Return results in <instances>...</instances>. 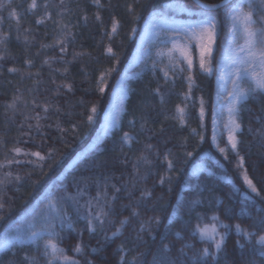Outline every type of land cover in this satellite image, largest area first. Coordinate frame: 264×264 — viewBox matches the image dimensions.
Listing matches in <instances>:
<instances>
[{
    "label": "trees",
    "instance_id": "trees-1",
    "mask_svg": "<svg viewBox=\"0 0 264 264\" xmlns=\"http://www.w3.org/2000/svg\"><path fill=\"white\" fill-rule=\"evenodd\" d=\"M167 1L36 0L37 6L30 8L32 0H0V164L5 165L0 167V239L5 229L35 217L34 230L51 222L61 235L60 247L80 264H264V245L258 243L264 235V93L250 94L240 107L237 149L219 153L210 142L212 76L197 67L166 81L162 69L154 67L158 39L148 44L147 55L135 67L139 74L127 82L120 126L59 177L94 135L132 52L134 27ZM175 1L201 8L193 0ZM228 5L211 12L221 46L229 31ZM114 21L119 22L115 33ZM109 47L115 56L107 53ZM214 55L216 59L219 51ZM177 106L185 109L183 123ZM125 133L132 136L130 143ZM16 160L20 163H7ZM200 160L210 172L194 176L191 167ZM245 172L259 195H242ZM98 193L109 215L103 228L89 233L85 205L90 200L95 205ZM50 201L57 202L56 211L48 207ZM214 216L229 226L218 227L225 241L216 252L211 241L194 233L197 224L210 223ZM125 217L128 223L113 236ZM236 225L251 236L238 233ZM78 243L83 244L81 253L73 251ZM43 244L9 247L0 253V264L33 259L46 264ZM204 248L210 255L193 261Z\"/></svg>",
    "mask_w": 264,
    "mask_h": 264
},
{
    "label": "snow or ice",
    "instance_id": "snow-or-ice-1",
    "mask_svg": "<svg viewBox=\"0 0 264 264\" xmlns=\"http://www.w3.org/2000/svg\"><path fill=\"white\" fill-rule=\"evenodd\" d=\"M99 3V0H95ZM227 4V0H221L220 4H204L203 11L200 12L199 18L193 20L186 24H177L174 21H169L163 17L159 20H153L150 22L152 29L164 32L166 39L163 43L166 46V50H162L158 53V56L165 58L167 64L165 68L162 69L163 76L167 81L169 73L171 72L173 76L177 74H183L184 72L192 73L193 69L199 68L201 72L212 75L214 70H219L223 73L219 77L220 81H231L232 90L228 93L231 97L227 109H228V122L224 127L228 131V144L231 146L233 151L236 150L238 145V139L236 133L240 130L241 125L237 120L238 112L240 111L239 105L242 100L248 97L252 93L261 92L264 93V15L260 16L258 19L254 18V13L249 10L245 11L242 4H233L231 9L227 12V21L229 22V35L221 46L219 41V31L217 28V18L210 13L214 9H218L221 6ZM36 0H32L30 8H35ZM254 5L249 4L251 9ZM167 7H176L175 4H169ZM180 7H183L182 5ZM261 7H264V0H261ZM99 19V17H97ZM40 21H38L39 23ZM119 22L114 21L112 25V32L117 31ZM259 25V27L257 26ZM172 33V35H168ZM242 41V42H239ZM171 45V47H167ZM219 51L220 60L215 63V53ZM107 53L110 56H115L116 53L111 47L107 49ZM163 62V61H162ZM155 67V65H154ZM15 69H10L14 71ZM105 76H101L100 83L104 84ZM188 82L189 91L193 86L194 80L193 76L189 74L186 77ZM249 82L247 89L241 86V82ZM104 87H99V91L103 92ZM219 95V94H218ZM187 94L185 99H187ZM96 107L91 108V112L95 114ZM177 118L183 123L185 118V109L183 107L177 106L176 108ZM223 113L221 112L220 115ZM118 116V113H117ZM117 116H113L110 119H106V128L113 127L117 122ZM205 116V109L203 106V100H201L200 108V118L203 120ZM88 122L93 120V115L88 116ZM217 113L213 110V130L215 133L216 128ZM130 139L127 133H125V140ZM216 136L213 135V141L215 142ZM14 151L17 154L21 153V149L16 148ZM221 152H226L225 148L220 149ZM28 155V153H25ZM32 156L44 160L45 157L41 156L39 152L31 153ZM191 156L192 153H187ZM8 165L12 163H20V161H8ZM4 164H0V167H4ZM168 166L171 168L173 166L172 161H168ZM240 167H243V159L241 158ZM194 175L196 172L194 171ZM6 176H11V173H6ZM19 180V176L16 177ZM243 182L251 189L252 192L258 191L256 186L253 184L252 180L249 179L247 173L243 175ZM3 181L0 180V184ZM119 191V189H117ZM82 193L78 190L77 196ZM105 192L104 196L106 197ZM68 200L78 203L77 197L68 195L66 197ZM96 204L93 205L92 201H88L85 205L89 211L83 217L87 221V230L89 233H93L96 227L103 228L106 222V217L109 215L108 212L104 211L103 206L100 204L102 199L101 195L98 193L97 197L94 198ZM115 199V197H113ZM106 202V201H105ZM4 205L0 203V208ZM48 207L53 211L57 210V202L50 201ZM97 209L93 211L92 209ZM136 215L135 211L132 213ZM3 219V217H0ZM55 219V217H53ZM65 220L63 217L60 219V226L63 228L65 226ZM128 223V218L120 220V226L112 233L113 236H117L121 233L123 227ZM219 224L218 217H212L211 224H204L201 226L197 224L194 233L198 232L202 240L211 241L217 251L222 249L224 245L225 236L218 231L217 225ZM70 226V225H69ZM220 227L228 229V225L220 224ZM35 229V217L31 221L25 224L16 226L15 229L9 230L5 229L4 236L2 238V243L5 247H12L18 243H32L38 244L39 241L43 240V257L45 258L46 264H80V261L70 257L66 254L64 248L60 247L58 240L61 239L60 233L55 231V226L48 222L39 231ZM143 225H141V230ZM236 231L238 233H243L245 236H251V233L245 232L240 225H236ZM258 243L264 245V235L259 237ZM123 246H121L122 248ZM167 247V246H165ZM264 250V249H262ZM73 251L75 253H81L83 251V244L78 243ZM210 255L209 249L204 248L199 256L194 255L192 257L193 261L198 258L206 257ZM29 264H37L35 259L29 262ZM88 264H91L89 261Z\"/></svg>",
    "mask_w": 264,
    "mask_h": 264
},
{
    "label": "rangeland",
    "instance_id": "rangeland-1",
    "mask_svg": "<svg viewBox=\"0 0 264 264\" xmlns=\"http://www.w3.org/2000/svg\"><path fill=\"white\" fill-rule=\"evenodd\" d=\"M169 4H175L176 7H167V5ZM233 4H242L246 12L251 10L254 13V18L258 19L260 16L264 15V7H261V0H233L228 5L229 7L227 9V12L231 9V6ZM249 4H252L254 6L250 9ZM180 6L181 4L175 0L164 2L162 9H154L150 11L147 14V16L142 20V22L138 26L134 27L133 32H132V38L134 39V46H133L132 52L130 53L125 66L123 67L119 76L117 77V79L115 80L113 84L109 100L105 108L101 112L100 120L94 132V135L92 136L90 141L70 159V161L66 164L64 170L59 174V177H61L66 170L72 168L78 162V160H80L88 151L96 149L98 143L101 141V139L104 136L110 134L112 131L116 130L120 126L123 111H124L125 100L127 98V91H128L127 82L129 79L134 78L139 74V71H136L135 67L139 64V62L143 59V57L147 55L149 51L148 44L156 41L157 39L159 40L160 45L155 52L157 55V64H154V65L155 67H160L161 69L165 68V65L167 64V60L165 58L158 56V53L162 50H166V46L163 43V41L166 39V36L164 32L152 29L150 26V22H152L154 19L159 20L161 17H163L169 21H174L177 24H186V23L192 22L195 19H198L200 12L204 10L203 8L195 10V9L186 8L185 6L183 7H180ZM210 14L213 15L212 13ZM226 17H227V13H226ZM257 26L259 27V25ZM168 35H172V33H168ZM228 35H229V31H228L227 37ZM239 42H242V41H239ZM167 47H171V45H167ZM219 60H220V54L214 61V67H215V63L219 62ZM171 74L172 73L170 72L169 77L171 76ZM221 75H223V73L219 72L218 69L214 70L213 74L210 75L212 76L213 82H214V94H213V100H212V115H211V122H210V142L213 148H215L219 153L224 154L225 152L220 151L221 148H225L226 151L227 149H231V146L228 144V131L224 127V125L228 122L227 105L231 99L228 93L232 90L233 85L230 80L220 81L219 77ZM241 86L247 89L249 86V82L243 81L241 82ZM247 98L248 97H246L244 100L240 102L239 108L241 107V105ZM213 110H215L217 113L215 133L213 130ZM221 112L223 113L222 115H220ZM117 113H118V116H117ZM113 116H117V122L115 123L113 127L106 128V119H110ZM237 120L241 125L240 111L238 112ZM240 131H241V128L236 133L238 141H239ZM127 134L130 137V139L125 140V141L127 143H130L132 136L129 133ZM214 134L216 136L215 142L213 141ZM124 139H125V135H124ZM221 141L222 142L224 141V143H222ZM76 156H78V158L74 159ZM204 170H206V172H210V169L205 168V161L200 160L191 167V174L194 175L193 173L195 171L196 174L194 176H198V174ZM243 175H242V178H243ZM245 188L246 190L242 192V195L246 197H250V198L253 195H258L256 192H252L251 189L248 188L246 184H245ZM29 212H31V209L29 210ZM211 223L212 222L207 223V224H211ZM219 225H220V222L217 225V227H219ZM40 229H37V231H39ZM2 238L0 239V253L3 250L9 248L3 245ZM41 241L42 243H44L43 240ZM25 243H28V242H25ZM216 251L217 250L215 248V252Z\"/></svg>",
    "mask_w": 264,
    "mask_h": 264
},
{
    "label": "water",
    "instance_id": "water-1",
    "mask_svg": "<svg viewBox=\"0 0 264 264\" xmlns=\"http://www.w3.org/2000/svg\"><path fill=\"white\" fill-rule=\"evenodd\" d=\"M198 6H200L201 8H203V5L204 4H206V3H204V2H202V1H200V0H193ZM233 0H227V4H229V3H231ZM221 3V0L219 1V2H217V3H214V4H220ZM226 4V5H227ZM225 6V5H224ZM221 7H223V6H221Z\"/></svg>",
    "mask_w": 264,
    "mask_h": 264
},
{
    "label": "bare ground",
    "instance_id": "bare-ground-1",
    "mask_svg": "<svg viewBox=\"0 0 264 264\" xmlns=\"http://www.w3.org/2000/svg\"><path fill=\"white\" fill-rule=\"evenodd\" d=\"M78 158V156H76L74 159Z\"/></svg>",
    "mask_w": 264,
    "mask_h": 264
}]
</instances>
